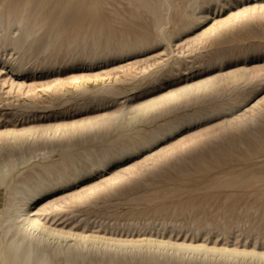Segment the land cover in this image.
<instances>
[{"label":"bare ground","instance_id":"6f19581e","mask_svg":"<svg viewBox=\"0 0 264 264\" xmlns=\"http://www.w3.org/2000/svg\"><path fill=\"white\" fill-rule=\"evenodd\" d=\"M107 1L0 0L3 75L118 62L92 77L42 83L45 98L32 84L13 81L7 92L0 89V114L8 112L0 131V264H264V97L250 104L264 90V4L189 37L247 0H123L130 13L152 22L149 38L130 39L106 25ZM88 38L90 46L74 47ZM252 40L261 43L244 45ZM155 49L161 52L154 59L143 58ZM174 84L181 86L160 94ZM24 91L33 94L3 99ZM94 110L104 112L48 125L32 118L47 122ZM219 117L213 129L168 142ZM183 168L217 170L212 177H222L224 188L247 191L220 194L195 213L181 206L166 216L168 209L158 206L116 215L111 227L90 223L98 201L106 206L112 197L131 196L123 190L132 179ZM237 169L244 179L237 181ZM140 201L150 205L154 198L127 200ZM185 214L191 220L178 222ZM210 235L216 240L208 242Z\"/></svg>","mask_w":264,"mask_h":264},{"label":"rangeland","instance_id":"374dc122","mask_svg":"<svg viewBox=\"0 0 264 264\" xmlns=\"http://www.w3.org/2000/svg\"><path fill=\"white\" fill-rule=\"evenodd\" d=\"M110 6H105L104 7V17L106 18V25L109 26L112 34L117 37H126V35L129 36L130 39H134L136 36H145L149 38L152 34V22L150 17H145L143 19L138 18L137 14L135 13H130L132 11L130 6H127V3L124 2L123 0H108ZM261 3L259 0H252L251 4H249L247 1L241 2L237 5H240L238 7L237 5H232L230 7H226L225 10H222L219 12L217 15H214L211 18V21L205 25L204 27L196 29L194 32H192L189 37H193L195 35H198L205 30L209 29L212 27L216 22L223 20L227 18L230 14L232 13H237L238 11H241L245 8H250V7H255L260 5ZM123 7H125L129 11V13H125ZM118 11L119 15H115L116 12ZM254 32H257L258 30L253 27ZM94 39L93 37H89ZM85 39L84 42H82V38L77 40V44H75L74 47H78L79 49L82 48V46L87 45L90 46L93 42L92 39ZM107 39L105 36L101 38L97 44L101 47L104 48L106 45ZM261 42L259 40H252L244 43L245 46L249 44H260ZM263 44V42H262ZM161 52V49H155L146 55H144V59H154L158 53ZM55 55V51L52 53ZM40 58H43L40 56ZM133 61V60H132ZM248 67H257L263 65L262 60L256 61L253 63L248 64ZM114 67H118V62H109L107 65L104 66H93V67H82V68H76L73 71L69 72H57L55 74H47V75H41V76H22V77H15V76H7L6 74H2L0 72V89L1 92H7L9 90L10 84L14 81L15 83H26L27 85H34L36 89L34 90L33 93L38 94L39 96L45 98V94L42 93V89L39 87L40 84L42 83H47V82H53L56 79H61V80H69L73 77H92L96 74H102V70H110ZM238 67H241L240 64L234 65V66H228L225 67L222 72H228L232 71ZM217 72H212L209 75L213 76ZM201 81L200 78L196 79L194 82ZM4 83V84H3ZM88 86L95 84L92 82L87 83ZM181 84H174L171 87L166 86L164 91H160V94H164L165 92H169L171 90H177L180 88ZM31 93H27L24 91V95L19 97L18 99L16 98V94L14 93L13 95L6 96L3 95V99H8L9 102L13 101H22L27 99V96H29ZM158 95V94H157ZM264 97V90L260 93H258L255 98L250 102L252 104L255 102V100H259ZM15 98V99H14ZM6 105V103L4 104ZM60 109H55V112H58ZM102 110H104L102 108ZM104 112V111H103ZM101 111V113H103ZM8 113V112H7ZM6 112H1L0 114V131H4L6 126L4 124L5 122V115L7 114ZM100 112L97 111H87L86 113H83L80 116L74 117V118H69V116L64 115L63 117L57 116L56 119H50L47 122H42L40 119H42L41 115H37L36 117H32L35 120L37 119V122H40V125H48V124H58V123H65V122H74L78 120H83L88 117L96 116L98 114H101ZM68 115V114H67ZM32 120V119H31ZM13 121L17 122V125L19 127H22V122L21 119H14ZM222 121L221 117L215 118L208 123H205L203 125H200L199 127L193 128V129H188L184 132H182L180 135L177 137H174L170 139L168 142H174L176 140L182 139L183 137H188L191 135H195L197 133L203 132L207 127L213 129L216 127L220 122ZM141 158V157H140ZM139 157L137 159L131 160L127 162L123 167H129L131 165H134L141 161ZM122 168V167H121ZM202 169V168H201ZM182 171L183 175L178 174V172ZM218 173L217 170L210 172V173H201L198 174V171H194L193 168H183V169H177V170H164L162 172H156V176L152 177L150 175H147L146 178H138L136 180H131L133 183L131 186H126L125 191L126 195H131L129 198L132 197V199H137L141 200L142 197H152L154 198V203L148 205L145 201H140L138 204L136 202H127L124 197L122 198H117V197H112L110 200V204L103 206L102 205V200L98 201L99 209L96 210L93 214L89 216L90 223L93 224V226H98L101 225L103 227L106 226H112L114 225V218L116 215L119 214H125L128 212H139L142 210H145L148 208V211L150 209H154L155 207H165L168 209L167 215L171 213V210H176V208H180L181 206L183 208H193V213L199 212L203 205L206 204V202L210 201L211 198H215L216 196L222 194H227L230 192H235V193H243L247 191L245 188H237V189H228L224 188L222 185L223 178L222 177H217L213 178L212 175ZM241 170L237 169L236 174H240ZM110 174L107 173L104 178L109 177ZM244 174H240L239 176L236 177L237 181L244 179ZM101 180L98 179L99 182ZM137 181V182H136ZM145 181V182H144ZM129 190H131V193H129ZM215 209V207H214ZM214 209L212 208L210 213L214 212ZM192 215H186L183 217H180L177 219L178 222H181L183 224L188 223L191 220ZM165 216H163L164 218ZM161 220V219H159ZM70 223V222H68ZM110 230V229H109ZM115 234H120L124 235L125 233H115ZM137 234V233H134ZM175 236V235H174ZM190 236V235H189ZM181 238V236L179 237ZM188 239V238H187ZM207 239H209L208 242H212L215 239L214 235H210ZM197 240H203L201 237H197ZM218 242H223V238L220 237L217 239Z\"/></svg>","mask_w":264,"mask_h":264},{"label":"snow or ice","instance_id":"6c2138e0","mask_svg":"<svg viewBox=\"0 0 264 264\" xmlns=\"http://www.w3.org/2000/svg\"><path fill=\"white\" fill-rule=\"evenodd\" d=\"M247 2L249 4H251L252 0H247ZM260 3L264 4V0H259ZM238 7H240V5H237ZM262 11H264V8L261 9Z\"/></svg>","mask_w":264,"mask_h":264}]
</instances>
